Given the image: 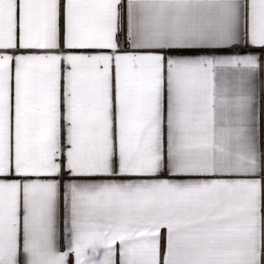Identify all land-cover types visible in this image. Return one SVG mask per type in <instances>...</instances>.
Segmentation results:
<instances>
[{
    "label": "snow or ice",
    "instance_id": "6c2138e0",
    "mask_svg": "<svg viewBox=\"0 0 264 264\" xmlns=\"http://www.w3.org/2000/svg\"><path fill=\"white\" fill-rule=\"evenodd\" d=\"M0 264H264V0H0Z\"/></svg>",
    "mask_w": 264,
    "mask_h": 264
}]
</instances>
